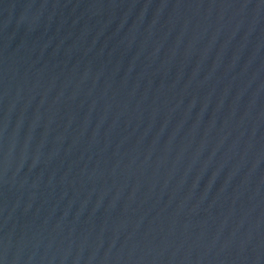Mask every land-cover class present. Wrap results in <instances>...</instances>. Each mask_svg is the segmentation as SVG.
<instances>
[{"label": "water", "instance_id": "water-1", "mask_svg": "<svg viewBox=\"0 0 264 264\" xmlns=\"http://www.w3.org/2000/svg\"><path fill=\"white\" fill-rule=\"evenodd\" d=\"M0 264H264V0H0Z\"/></svg>", "mask_w": 264, "mask_h": 264}]
</instances>
